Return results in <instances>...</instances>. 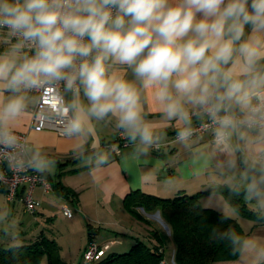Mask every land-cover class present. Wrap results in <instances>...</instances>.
<instances>
[{
	"label": "clouds",
	"instance_id": "1",
	"mask_svg": "<svg viewBox=\"0 0 264 264\" xmlns=\"http://www.w3.org/2000/svg\"><path fill=\"white\" fill-rule=\"evenodd\" d=\"M0 47V158L9 170L43 173L53 163L14 133L29 93L63 83L72 94L60 108L68 137L86 139L93 120L112 117L148 146L157 137L144 119L147 93L183 125L181 141L195 116L213 128L217 148L243 153L245 196L264 220V0H0ZM15 228L11 209L0 207V231ZM213 238L264 264V237L228 227Z\"/></svg>",
	"mask_w": 264,
	"mask_h": 264
},
{
	"label": "crops",
	"instance_id": "2",
	"mask_svg": "<svg viewBox=\"0 0 264 264\" xmlns=\"http://www.w3.org/2000/svg\"><path fill=\"white\" fill-rule=\"evenodd\" d=\"M0 51H2V47H0ZM128 79H134L130 69H128ZM7 95L9 94L5 93V96ZM29 96L32 97V100L25 114L16 122L14 132L26 135L32 144L31 149L38 147L43 156L53 161L43 173L35 172L43 175L49 181L60 182L63 186L70 188L73 195L68 204L81 216L102 219L103 212L114 213L112 207L114 203L117 204L118 209L126 211L127 204H130L133 198L131 195L135 191L146 195L172 198L181 193L191 195L215 185H223L218 184L213 175L216 174L218 167L223 165L222 160L220 164V157L225 156V152L212 142L213 133L207 132L186 142L173 140L174 133L183 125L178 124L176 120H167L147 93L142 97L144 119L155 125L157 137L154 143L148 146L141 144L139 140L131 141L122 129L116 127V121L112 117L102 121L93 120L94 130L86 139L75 136L61 137L49 130L33 131L30 109L36 99L34 96ZM65 96L67 102L71 101L72 94L70 92L65 93ZM81 100L87 103L83 92H81ZM119 132L125 134L129 146L124 148L118 156H111L109 151V153L102 151L104 145L117 139ZM154 145H158L159 149H154ZM101 160L103 163L100 162ZM37 190H40L41 197L36 196ZM33 195L40 202L37 217L33 216V219H36L35 222L42 223L50 218L52 226V216L45 215L47 208L42 196L46 194L40 187H36ZM16 202L21 204V210L24 212L21 194L14 203H9L6 201L4 192L0 190V207L6 206L11 209L14 219H16L15 213H17L14 207ZM225 213L228 215L229 211ZM119 220L122 221L120 218ZM243 222H248L246 227H250L248 228L250 232H246L248 229L243 227ZM243 222L238 221L249 236L257 232L255 237H264V224H257L254 221ZM18 223H16V228L24 230L25 227H22V223ZM47 225L48 223H44V226L47 227ZM119 229L121 232H113L117 235L135 233L132 229L123 227ZM97 238L96 235L95 240L98 242ZM117 239L116 236L113 240ZM10 241L15 240L11 238ZM87 244L88 240L79 249L75 264L81 263L82 252ZM119 245H123L121 240L113 247ZM174 249L173 243L168 241L165 245V255L169 262L173 258ZM64 262L73 264L74 261L64 260ZM218 264H247V261L239 257L235 261Z\"/></svg>",
	"mask_w": 264,
	"mask_h": 264
},
{
	"label": "trees",
	"instance_id": "3",
	"mask_svg": "<svg viewBox=\"0 0 264 264\" xmlns=\"http://www.w3.org/2000/svg\"><path fill=\"white\" fill-rule=\"evenodd\" d=\"M116 142L117 139L111 143ZM102 151L108 152L105 147ZM111 156L114 155L111 153ZM49 182L54 196L68 204L73 195L72 190L60 182L51 180ZM234 189L235 186L215 185L195 194L181 193L172 198L133 192L131 195L133 198L131 203L127 204V210L138 220L149 224L147 233L140 237L133 236V245L122 254L111 251L112 247L119 243V240H112L117 243L93 264H160L161 262L165 264H218L237 260L239 256L231 255L229 245L214 239L213 233L223 231L228 227L244 235L246 232L235 218L229 216L230 219L222 224L220 218L226 214L201 205V197L205 194L220 193L240 217L249 218L257 224H264V220L258 218V212L246 206L244 190L239 187L237 192ZM137 207L142 208L147 214L159 212L160 218L169 228V236L154 229L150 221L136 210ZM44 223L50 224L51 219L48 218L42 223L35 222L34 228L29 233L24 230L20 231L21 237H24L23 243H18L19 237L8 235L6 238V234L0 231V264H41L44 257L47 264H67L59 256L60 247L52 236L53 229L47 228ZM96 235L97 232H94L92 226L88 225V243L95 242L101 245L95 240ZM11 238L15 241H10ZM168 241H171L175 247L171 262L167 261L165 255V245Z\"/></svg>",
	"mask_w": 264,
	"mask_h": 264
},
{
	"label": "rangeland",
	"instance_id": "4",
	"mask_svg": "<svg viewBox=\"0 0 264 264\" xmlns=\"http://www.w3.org/2000/svg\"><path fill=\"white\" fill-rule=\"evenodd\" d=\"M230 159L236 160L235 167L229 166ZM221 160L223 165L219 166L216 171V174L213 175L215 176V180H217L218 184H223L227 187H236L237 185H239V187L244 190L243 185L245 181L241 178L242 174L245 173V165L242 162L243 153L239 152L238 154V152H236L230 155L229 153L225 152V156L220 157V164ZM36 196L41 197L40 190L36 191ZM42 197V199H44V202L46 203L45 206L47 208V213H45V215L52 216L53 225L51 226L50 224H48L47 228H50L51 230L53 229V237L57 245L61 248L59 251V256L63 261L66 260L68 262H71V260H73V264H75L77 261L79 249L84 246L87 242L88 225H91L94 232H97V239L98 242L101 244L108 242V240H113L117 236V240H121V242L123 243V245L112 247L111 251L117 254L127 252L131 248L134 243L133 236H136L135 234L139 235L140 237L142 234H146L149 229V224L138 220L132 214H130L128 210L124 211L123 209H118L116 203L112 205L115 214L107 213V211H105L103 212V216H101L102 219H96L94 217H85L84 215L83 217L81 216V214H78V212H75L73 210V207L71 208L69 206L72 210L73 218L67 219L63 217L60 212L61 199L54 196L52 192L43 195ZM244 201L248 208L257 211L255 207V201H249L245 195ZM201 205L223 213L229 211L228 216H232V218H235L239 222L253 221L249 218L240 217L236 213V211L226 202L224 196L220 193L205 194L201 197ZM14 207L17 211V213H15V218L17 219H15L16 223L19 224L18 222H21L22 227H25L24 230H27L29 233V231L34 228L36 219H33L32 215L22 212L20 203L16 202L14 204ZM115 209L117 210V212H115ZM136 210L140 214H142L148 221H150L154 229L166 236H169V228L160 218L159 212L155 211L153 213L147 214L142 210V208L139 207H137ZM119 218L122 220L121 222ZM247 223L248 222L242 223L243 227L246 230L250 228L246 227ZM131 224H133V226H131ZM121 227L129 230L132 229L135 233L131 232V235L129 233L126 235L115 234L114 232H121L119 229ZM18 229L16 228L14 230V235L19 237L18 243H23L24 237H21V233L19 232L21 230L20 228ZM249 230L250 229H248V231L246 232H250ZM256 233L257 232H255V234L253 235L251 234L250 236L255 237ZM246 235L249 236L248 233H246ZM7 237L8 235H6V238ZM41 264H47L45 257L43 258Z\"/></svg>",
	"mask_w": 264,
	"mask_h": 264
},
{
	"label": "built area",
	"instance_id": "5",
	"mask_svg": "<svg viewBox=\"0 0 264 264\" xmlns=\"http://www.w3.org/2000/svg\"><path fill=\"white\" fill-rule=\"evenodd\" d=\"M64 93L62 82L60 86L55 87L51 92L46 89H40L29 93V95L34 96L36 99L35 104L30 109L33 131L39 132L49 130L55 132L58 136H66L63 132L66 118L60 113V108L67 103ZM204 122H208L207 117H204ZM192 128L194 133L189 139L200 137L207 132L213 133L212 127H202L201 121L195 116H193ZM178 131L173 135V140L175 141H181L177 136ZM14 133L20 138L22 143L32 148V144L26 135L17 132ZM212 142L214 143V133L212 134ZM128 146L129 141L127 137L124 133L119 132L117 134V142L106 144L104 147L114 156H118L121 154L122 150ZM153 148L157 150L159 146L154 145ZM36 187H40L44 194L52 192L51 183L43 175L30 168L19 171L9 170L7 165L3 162V159L0 158V190L4 192L7 202L14 203L15 199L21 194L24 212L35 216L40 209V202L37 201L33 195ZM21 188L22 190H20ZM61 201L60 212L62 216L71 219L73 217L71 208L66 201L62 199ZM116 243L117 241H108L101 245L95 242L88 243L83 251L80 264H93L99 261L104 256L105 252ZM160 264L165 263L161 262Z\"/></svg>",
	"mask_w": 264,
	"mask_h": 264
}]
</instances>
